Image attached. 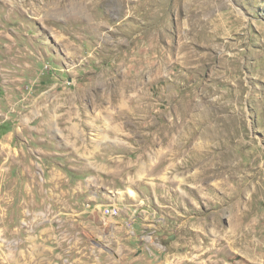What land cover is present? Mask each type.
<instances>
[{
    "label": "rangeland",
    "instance_id": "374dc122",
    "mask_svg": "<svg viewBox=\"0 0 264 264\" xmlns=\"http://www.w3.org/2000/svg\"><path fill=\"white\" fill-rule=\"evenodd\" d=\"M0 264H264V0H0Z\"/></svg>",
    "mask_w": 264,
    "mask_h": 264
},
{
    "label": "built area",
    "instance_id": "2783aa9c",
    "mask_svg": "<svg viewBox=\"0 0 264 264\" xmlns=\"http://www.w3.org/2000/svg\"><path fill=\"white\" fill-rule=\"evenodd\" d=\"M105 213L109 216H116L119 214V209L117 207H107Z\"/></svg>",
    "mask_w": 264,
    "mask_h": 264
}]
</instances>
